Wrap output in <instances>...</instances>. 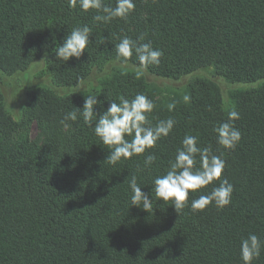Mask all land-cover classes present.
<instances>
[{
	"label": "trees",
	"instance_id": "obj_1",
	"mask_svg": "<svg viewBox=\"0 0 264 264\" xmlns=\"http://www.w3.org/2000/svg\"><path fill=\"white\" fill-rule=\"evenodd\" d=\"M115 6V0H105ZM126 19L96 22L95 11L73 8L69 0H0V72L25 71L37 60L47 65L59 84L78 87L91 71L120 60L140 66L132 57H117L115 46L127 36L151 42L163 52L158 65L147 67L159 77L180 79L199 70L238 83L264 80V0H134ZM91 29L90 45L77 60L55 58L54 48L75 27ZM146 95L155 105L152 124L172 118L175 126L149 150L157 159L144 164L145 153L115 165L93 129L61 121L73 107L82 110L88 97L59 96L35 90L23 122H16L0 96V264H243L240 241L256 234L264 241V85L235 99L240 118L234 126L242 138L235 150L216 143L214 129L228 113L216 85L197 81L190 101L159 103L145 79L118 74L104 84L97 116L109 101ZM36 123L44 140L26 133ZM185 135L200 147L223 153L222 179L233 185L232 203L192 211L189 196L178 210L153 197L148 212L131 204L133 175L145 193L163 175ZM151 198V197H150ZM253 264H264V248Z\"/></svg>",
	"mask_w": 264,
	"mask_h": 264
},
{
	"label": "clouds",
	"instance_id": "obj_2",
	"mask_svg": "<svg viewBox=\"0 0 264 264\" xmlns=\"http://www.w3.org/2000/svg\"><path fill=\"white\" fill-rule=\"evenodd\" d=\"M71 7L77 5L84 11H95L96 22L108 23L114 19H126L134 10V0H115V6L105 3V0H69ZM91 29L88 26L75 27L65 37L61 44L54 48L55 58L68 62L75 58L77 60L86 52L90 45ZM143 36L133 40L127 36L123 37L115 46L117 57L128 61L132 57L138 59L140 66L158 65L163 52L154 49L151 42H143ZM47 58L39 63H34L33 68H38ZM142 75V73H137ZM96 95H89L84 100L82 110L73 107L67 112L61 121L65 127L67 121H77L82 118L83 123L93 129L96 137L109 151L107 162L115 165L121 160L131 159L134 156H145L144 164L151 167L157 157L149 152L154 149L157 142L169 136L175 126V120L167 118L158 120L152 124L149 116L153 113L155 105L144 94L137 93L134 98L121 97L119 102L109 101L107 110L97 116L95 109L102 107V102ZM184 102L190 101L189 95L183 96ZM175 108V103L168 104L169 111ZM240 118V114L234 108L228 112V120L214 129L216 143L222 149L235 150L240 143L242 135L234 126V121ZM223 153L219 155L211 146L200 147L198 137L185 135L182 146L177 148L173 160L163 175L153 179L151 193H145L137 183L135 175L131 177L129 186L132 192L131 204L148 212L153 208V197L163 203H171L178 210L189 205L191 194L201 193L209 185H213L211 191L199 194L198 198L190 201L192 211H204L214 204L218 209L225 208L232 203L233 185L222 179L225 170ZM151 197V198H150ZM179 214V213H178ZM264 241L256 234H249L240 241V256L243 264H253V261L261 255Z\"/></svg>",
	"mask_w": 264,
	"mask_h": 264
},
{
	"label": "rangeland",
	"instance_id": "obj_3",
	"mask_svg": "<svg viewBox=\"0 0 264 264\" xmlns=\"http://www.w3.org/2000/svg\"><path fill=\"white\" fill-rule=\"evenodd\" d=\"M44 59L42 58L34 63H39ZM34 63L23 72L15 74L0 72V96L3 98L11 117L19 123L26 118L30 105V95L35 90L51 91L59 96L74 93L98 96L103 90L104 84L118 74L137 75L138 72L142 73L139 76L145 79L153 97L163 104L173 103L177 99H183L184 95H189L191 88L197 81L211 82L220 90L223 107L227 113L233 108L235 109L237 96L264 85V80L252 84L232 82L217 75L213 69L199 70L180 79L163 78L155 75L147 68L120 60H112L95 67L86 81L78 87L69 88L59 84L55 75L50 71L46 60L38 68H33ZM26 133L30 135L32 140L41 142L44 140V135L36 123L25 127L16 135V138L22 139Z\"/></svg>",
	"mask_w": 264,
	"mask_h": 264
}]
</instances>
